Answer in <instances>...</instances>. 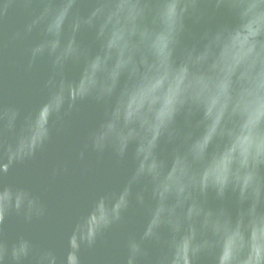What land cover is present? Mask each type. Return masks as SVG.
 Here are the masks:
<instances>
[{"label":"water","instance_id":"95a60500","mask_svg":"<svg viewBox=\"0 0 264 264\" xmlns=\"http://www.w3.org/2000/svg\"><path fill=\"white\" fill-rule=\"evenodd\" d=\"M0 264H264V0H0Z\"/></svg>","mask_w":264,"mask_h":264},{"label":"clouds","instance_id":"9594fccd","mask_svg":"<svg viewBox=\"0 0 264 264\" xmlns=\"http://www.w3.org/2000/svg\"><path fill=\"white\" fill-rule=\"evenodd\" d=\"M183 14L182 9L180 5L177 3L171 11H169L167 8L165 9L164 15L172 18L174 20L179 19L181 15Z\"/></svg>","mask_w":264,"mask_h":264}]
</instances>
